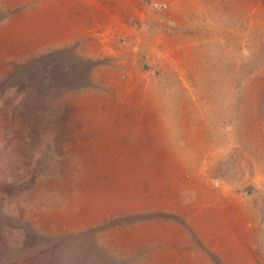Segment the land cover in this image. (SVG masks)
Masks as SVG:
<instances>
[{
  "label": "rangeland",
  "instance_id": "374dc122",
  "mask_svg": "<svg viewBox=\"0 0 264 264\" xmlns=\"http://www.w3.org/2000/svg\"><path fill=\"white\" fill-rule=\"evenodd\" d=\"M89 1L0 0V264H264V0Z\"/></svg>",
  "mask_w": 264,
  "mask_h": 264
},
{
  "label": "crops",
  "instance_id": "0c3cea01",
  "mask_svg": "<svg viewBox=\"0 0 264 264\" xmlns=\"http://www.w3.org/2000/svg\"><path fill=\"white\" fill-rule=\"evenodd\" d=\"M47 1H49V3H47L44 6L45 10L46 9H52V10L47 11L46 17L43 16L44 18H43V21H41L42 24L40 26V31L45 29L46 31H49V33H53V32H56L54 28L58 27L59 28L58 31L64 34L62 35L60 34L61 36L57 35V36L52 37L51 43L55 42L56 45H67L70 42H73L74 36L71 35V33L73 32V26L75 25L76 17L77 19H79V17L76 14L82 13V8H83L82 5H85L84 1L83 0H57L58 3H55L56 0H47ZM85 1H86V5L88 4V9H89L91 6L90 1L89 0H85ZM76 9H77V12L75 14L74 11H76ZM52 11L53 12L58 11L61 13L62 11H64L63 15L65 16L63 17L65 19L61 20L60 22L58 21L59 24L56 23L55 20L52 21V18H54V16H52ZM71 17L73 19H70ZM103 17H105V15ZM17 24L18 23H15V25ZM7 25L8 26H6L5 28L10 27L13 34H11L10 36H7V35H4L2 32L0 33V50H1L0 52L4 51L2 52V57L12 58V57H15L16 55H14L15 52H12L11 50L15 49L17 44L18 45L21 44V42H19L21 39L19 38L20 39L19 40L15 36L17 32L16 29H14L15 26H13L10 23H8ZM23 26L27 33H30L33 31L32 26H26V24H23L22 27ZM23 42H25V40H23Z\"/></svg>",
  "mask_w": 264,
  "mask_h": 264
},
{
  "label": "built area",
  "instance_id": "2783aa9c",
  "mask_svg": "<svg viewBox=\"0 0 264 264\" xmlns=\"http://www.w3.org/2000/svg\"><path fill=\"white\" fill-rule=\"evenodd\" d=\"M216 185H218V183H216Z\"/></svg>",
  "mask_w": 264,
  "mask_h": 264
}]
</instances>
